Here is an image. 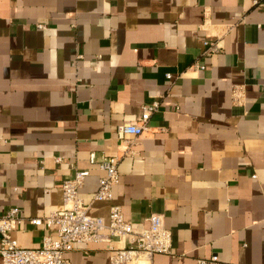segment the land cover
<instances>
[{
	"label": "crops",
	"instance_id": "1",
	"mask_svg": "<svg viewBox=\"0 0 264 264\" xmlns=\"http://www.w3.org/2000/svg\"><path fill=\"white\" fill-rule=\"evenodd\" d=\"M262 2L0 0V216L62 208L64 180L88 169L80 196L108 220L110 204L93 197L99 162L117 155L114 203L137 229L164 215L173 234L153 264H264ZM205 40L222 48L208 55ZM156 98L144 133L119 136ZM48 234L28 220L12 233L28 248ZM110 255L78 243L66 258Z\"/></svg>",
	"mask_w": 264,
	"mask_h": 264
},
{
	"label": "built area",
	"instance_id": "2",
	"mask_svg": "<svg viewBox=\"0 0 264 264\" xmlns=\"http://www.w3.org/2000/svg\"><path fill=\"white\" fill-rule=\"evenodd\" d=\"M264 0H256L262 4ZM205 53L208 55L222 48L219 41H204ZM78 57H82L81 54ZM197 70L205 65H196ZM172 83V73L166 74ZM243 89H234V95L240 96ZM160 107V100L154 99L142 108L140 119L125 122L117 127L119 136H141L152 113ZM119 156H109L99 162L103 170L98 187L94 193V201L108 202L109 217L90 213V204L83 201L80 189L83 187L88 169L78 170L74 176L64 180L63 207L52 210L48 215H37L31 218L22 216L18 206L10 207L0 216V259L2 264H74L66 258V253L75 249L78 243L107 244L111 252L109 264H153L157 253H171L173 246L172 231L166 226L165 217L153 213L148 217V226L137 229L125 218L121 205L114 203V187L120 181ZM90 162L96 163L95 153H91ZM33 225L45 224L55 229V236L48 234L43 238L41 247L28 248L21 246L12 233L25 221ZM219 256L212 255L209 259H200L198 264H219Z\"/></svg>",
	"mask_w": 264,
	"mask_h": 264
}]
</instances>
